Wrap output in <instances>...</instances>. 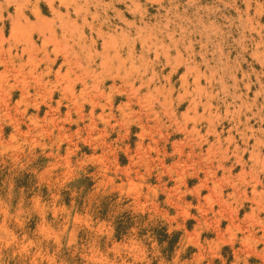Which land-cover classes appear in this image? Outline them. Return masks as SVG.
I'll list each match as a JSON object with an SVG mask.
<instances>
[{"label":"rangeland","instance_id":"1","mask_svg":"<svg viewBox=\"0 0 264 264\" xmlns=\"http://www.w3.org/2000/svg\"><path fill=\"white\" fill-rule=\"evenodd\" d=\"M47 1L0 0V264H264V0Z\"/></svg>","mask_w":264,"mask_h":264},{"label":"crops","instance_id":"2","mask_svg":"<svg viewBox=\"0 0 264 264\" xmlns=\"http://www.w3.org/2000/svg\"><path fill=\"white\" fill-rule=\"evenodd\" d=\"M43 15H41V17H42ZM48 18V17H47ZM54 18V17H53ZM55 19V18H54ZM65 20H67L66 21V23H68V19L65 17ZM73 20V19H72ZM75 20H76V22L77 23H79V20H81L82 21V18L80 17V16H77L76 18H75ZM69 21H71V20H69ZM55 22L57 23V20L55 19ZM55 23V24H56ZM70 25V24H69ZM71 25H73L72 24V22H71ZM54 38V39H53ZM61 38V39H60ZM52 39V40H51ZM56 40V41H55ZM66 40L68 41V42H66ZM53 41L55 42V43H53ZM61 41V42H60ZM75 40H74V38H72V37H68L67 35L66 36H64V38H63V36H58V35H55V36H51L50 37V42L52 43H50V45L48 46V52H49V58H50V68H51V70H52V72H55L56 71V69H59L60 68V72H62V73H65L66 71H68V73L70 74H75V72L77 71L78 72V68L77 67H75V66H70V65H68V64H66L65 62H66V58L64 57L65 56V51H63V49L64 50H66V52H68V51H74L75 50V47L74 46H72L71 47V42H74ZM67 43L69 46H67L66 45V47H65V44L64 43ZM70 42V43H69ZM59 43V44H58ZM54 44H55V47H56V49H55V47H54ZM63 44V45H62ZM52 45V46H51ZM57 45H58V47H57ZM60 45H62L61 47H59ZM63 47V48H62ZM69 48V49H68ZM53 49H54V51H53ZM71 49V50H70ZM53 52V53H52ZM63 52H64V54H63ZM63 54V55H62ZM51 56H53V58L54 59H52V57ZM63 58V59H62ZM52 60V61H51ZM54 60V61H53ZM62 62H61V61ZM60 63V64H59ZM59 64V65H58ZM62 64H65V65H68V66H66V67H68V68H66L65 67V65H62ZM70 67V68H69ZM55 68V69H54ZM54 69V70H53ZM72 70V71H71ZM77 72H76V74L75 75H77ZM125 102H121V103H119L118 105H116V109L119 107V106H121V104H124ZM104 105H106V104H104ZM107 107H109V105H106ZM111 107H113V105H111ZM127 112V113H126ZM101 114V113H100ZM105 114L107 115V117H111V118H114V119H125V118H127L128 116H129V118L132 116V113H131V111L128 109L127 111H125V110H123V111H118L117 112V114L115 115V114H113V116L111 115L112 114V111L111 110H108V111H106L105 110ZM135 115V114H134ZM136 116V115H135ZM116 123H118V122H115V124ZM123 154H126V152H123Z\"/></svg>","mask_w":264,"mask_h":264},{"label":"bare ground","instance_id":"3","mask_svg":"<svg viewBox=\"0 0 264 264\" xmlns=\"http://www.w3.org/2000/svg\"><path fill=\"white\" fill-rule=\"evenodd\" d=\"M48 1H51V0H48ZM48 1H47V2H48ZM68 1H70V0H68ZM21 2H22V1H21ZM24 2H25V0H24ZM24 2H23V3H24ZM26 2H27V0H26ZM72 2H73V0H72ZM89 2H90V1H89ZM93 2H94V1H93ZM97 2H98V1H97ZM87 3H88V2H87ZM99 3H100V2H99ZM7 4H8V3H7ZM24 4H25V3H24ZM31 4H32V3H31ZM60 4H61V3H60ZM67 4H68V3H67ZM90 4H91V3H90ZM94 4H96V3H94ZM94 4H93V5H94ZM15 5H16V4H15ZM46 5H47V4H46ZM49 5H50V4H49ZM49 5H47V6L50 7ZM53 5H54V4H53ZM62 5H63V4H62ZM77 5H78V3H77ZM83 5H85V4H83ZM107 5H108V4H107ZM51 6H52V5H51ZM54 6H55V5H54ZM54 6H52V7H54ZM66 6H67V5H66ZM78 6H81V5H78ZM96 6H97V5H96ZM99 6H100V5H99ZM133 6H134V5H133ZM30 7H31V6H30ZM41 7H42V6H41ZM70 7H71V6H70ZM90 7H91V6H90ZM113 7H114V6H113ZM17 8H18V7H17ZM73 8H75V7L73 6ZM78 8L80 9V7H77V9H72V11H74V12H75V10L78 11ZM106 8H107V7H106ZM14 9H15V8H14ZM49 9H50V8H49ZM52 9H53V8H51L50 10L52 11ZM56 9H57V8H56ZM61 9H62V8H61ZM68 9H69V8H68ZM82 9H83V8H82ZM82 9H81V10H82ZM87 9H88V8H87ZM102 9H103V8H102ZM102 9H101V10H102ZM15 10H16V9H15ZM84 10H85V9H83V11H84ZM94 10H95V9H94ZM99 10H100V9H99ZM99 10H98V11H99ZM51 11H50V12H51ZM56 11H57V10H56ZM66 11H67V10H66ZM66 11L64 10V12H66ZM77 11H76V12H77ZM86 11H87V10H86ZM86 11H85V12H86ZM96 11H97V10H96ZM115 11H118V10H115ZM21 12H22V11H21ZM34 12H35V11H34ZM76 12H75V14H76ZM78 12H79V11H78ZM87 12H88V11H87ZM121 12H122V11H121ZM22 13H23V12H22ZM32 13H33V11H32ZM38 13H39V12H38ZM55 13H56V12H55ZM58 13H60V11H58ZM95 13H97V12H95ZM103 13H104V11H103ZM62 14H64V13H62ZM75 14H74V15H75ZM81 14H82V13H81ZM119 14H120V13H119ZM16 15H17V13H16ZM20 15H21V14H20ZM24 15H25V14H24ZM24 15H23V16H24ZM35 15H36V14H35ZM40 15H41V13H40ZM56 15H57V13H56ZM60 15H61V14H60ZM70 15H71V14H70ZM86 15H87V14H86ZM94 15H95V14H94ZM106 15H107V14H106ZM109 15H110V14H109ZM122 15H123V14H122ZM17 16H18V15H17ZM38 16H39V15H38ZM43 16H44V15H43ZM43 16L41 17L42 19H43ZM26 17H27V16H25V18H26ZM56 17H57V16H56ZM60 17H61V16H60ZM101 17H102V15H101ZM111 17H112V16H111ZM17 18H18V17H17ZM19 18H20V17H19ZM22 18H23V17H22ZM37 18H38V17H37ZM41 18H39L38 21H40ZM54 18H55V17H54ZM63 18H64L63 20H65V16H64ZM66 18H67V17H66ZM82 18H83V16H82ZM90 18H91V17H90ZM104 18H105V17H104ZM83 19H84V18H83ZM85 19H86V18H85ZM47 20H48V19H47ZM59 20H60V19H59ZM63 20H62V22H63ZM86 20H87V19H86ZM100 20H101V19H100ZM21 21H22V20H21ZM28 21H29V20H28ZM54 21H55V20H54ZM66 21H67V20H66ZM74 21H75V20H74ZM82 21H83V20H82ZM89 21H91V20H89ZM89 21H88V22H89ZM109 21H110V20H109ZM15 22H17V21H15ZM15 22H14V23H15ZM40 22H41V21H40ZM40 22H38L37 24H39ZM42 22H43V21H42ZM59 22H60V21H59ZM62 22H61V23H62ZM85 22H86V21H85ZM111 22H112V21H111ZM121 22H122V21H121ZM123 22H124V21H123ZM19 23H20V22H19ZM27 23H28V22H27ZM29 23L33 24L34 21H33V22L29 21ZM45 23H47V25H49V23L46 22V20H45ZM45 23H44V24H45ZM52 23H53V22H52ZM54 23H56V22H54ZM64 23H65V22H64ZM73 23H74V22H73ZM102 23H103V22H102ZM106 23H107V22H106ZM131 23H133V22H131ZM12 24H13V23H12ZM34 24H35V23H34ZM56 24H57V23H56ZM65 24H66V23H65ZM68 24L71 25V22L68 21ZM68 24H67V25H68ZM75 24H77V23L75 22L73 25H75ZM87 24H88V23H87ZM92 24H93V23H92ZM22 25H23V24H22ZM40 25H41V26H40L41 28H43V26H45V25H43V24H40ZM67 25H66V26H67ZM78 25H79V23H78ZM12 26H13V25H12ZM26 26H28V24H27ZM26 26H23V27H26ZM29 26H30V24H29ZM32 26H33V25H32ZM32 26H30V27H32ZM37 26H38V25H37ZM64 26H65V25H64ZM91 26H92V25H91ZM14 27H16V26H14ZM30 27H29V28H30ZM40 27L38 26V27H36V28L39 29ZM47 27H48V26H47ZM62 27H63V24H62ZM71 27H72V26H71ZM80 27H81V26H80ZM87 27H89V26H87ZM107 27H108V26H107ZM34 28H35V27H34ZM36 28H35V29H36ZM63 28H64V27H63ZM66 28H68V26H67ZM74 28H75V27H74ZM74 28H72V29H74ZM95 28H96V27H95ZM99 28H100V27H99ZM102 28H103V27H102ZM126 28H127V27H126ZM129 28H130V27H129ZM26 29H27V27H26ZM37 29H36V31H37ZM54 29H55V28H54ZM59 29H60V27H59ZM59 29H58V31H59ZM72 29H71V31H72ZM81 29H82V28H81ZM81 29H79V31H80ZM89 29H90V27H89ZM104 29H106V28H103V30H104ZM111 29H112V28H111ZM32 30H33V29H32ZM32 30H31V31H32ZM41 30H42V29H41ZM45 30H47V29H43V31H45ZM74 30H75V29H74ZM109 30H110V28H109ZM128 30H129V29H128ZM48 31H49V30H48ZM50 31H51V30H50ZM53 31H54V30H53ZM63 31H64V30H63ZM69 31H70V29H69ZM71 31H70V32H71ZM86 31H87V30H86ZM93 31H94V30H93ZM97 31H98V30H97ZM37 32H38V31H37ZM40 32H42V31H40ZM121 32H122V31H121ZM13 33H14V32H13ZM13 33H12V34H13ZM17 33H18V31H17ZM53 33H54V32H53ZM57 33H58V32H57ZM63 33H64V32H63ZM76 33H78V32H76ZM79 33H80V32H79ZM122 33H123V32H122ZM30 34H31V33H30ZM30 34H29V35H30ZM36 34H37V33H36ZM42 34H43V33H42ZM49 34H51V33L48 32L47 37L49 36ZM66 34H69V33H66ZM95 34H96V33H95ZM138 34H139V33H138ZM14 35H15V34H14ZM79 35H80V34H79ZM84 35H85V34H84ZM109 35H110V34H109ZM121 35H122V34H121ZM124 35H125V34H124ZM40 36H41V35H40ZM50 36H51V35H50ZM62 36H63V35H62ZM77 36H78V35H77ZM119 36H120V35H119ZM29 37H30V36H29ZM68 37H69V36H68ZM89 37H90V36H89ZM89 37H88V38H89ZM105 37H107V36H105ZM116 37H117V36H116ZM126 37H127V36H126ZM130 37H131V36H130ZM145 37H146V36H145ZM152 37H153V36H152ZM11 38H12V37H11ZM15 38H16V36H15ZM63 38H64V37H63ZM53 39H54V38H53ZM60 39H61V38H60ZM102 39H103V38H101V40H102ZM143 39H144V38H143ZM28 40H29V39H27V42H28ZM51 40H52V39H51ZM78 40H79V39H78ZM91 40H92V39H90V41H91ZM114 40H115V39H114ZM132 40L134 41V39H132ZM132 40H131V41H132ZM15 41H16V40H15ZM30 41H31V38H30ZM32 41H33V40H32ZM41 41H42V40H41ZM48 41H50V40H48ZM55 41H56V40H55ZM82 41H83V40H82ZM117 41H118V40H117ZM139 41H140V40H139ZM44 42H46V39H45ZM60 42H61V41H60ZM66 42H68V41L66 40ZM85 42H86V41H85ZM85 42H83V43H85ZM88 42H89V41H88ZM142 42H143V41H142ZM30 43H32V42H30ZM53 43H55V42L53 41ZM63 43H64V42H63ZM69 43H70V42H69ZM71 43H72V42H71ZM77 43H78V42H77ZM83 43H82V44H83ZM109 43H110V42H109ZM117 43H118V42H117ZM117 43H116V44H117ZM128 43H129V42H128ZM144 43H145V42H144ZM46 44H47V43H46ZM51 44H52V43H51ZM58 44H59V43H58ZM64 44H65V43H64ZM102 44H103V43L101 42V46H102ZM107 44H108V43H107ZM62 45H63V44H62ZM62 45H60L59 47H61ZM65 45H68V44H65ZM84 45H87V44H84ZM111 45H112V44H111ZM15 46H16V45H15ZM51 46H52V45H51ZM68 46H69V45H68ZM79 46L81 47V45H79ZM93 46H94V45H93ZM105 46H106V45H105ZM112 46H113V45H112ZM116 46H117V45H116ZM124 46H125V45H124ZM23 47H24V46H23ZM26 47H27V46H26ZM32 47H33V46H32ZM54 47H55V44H54ZM57 47H58V45H57ZM65 47H66V46H65ZM71 47H72V46H71ZM77 47H78V46H77ZM87 47H88V46H87ZM94 47H95V46H94ZM114 47H115V46H114ZM18 48H19V47H18ZM24 48H25V47H24ZM34 48H35V47H34ZM42 48H43V47H42ZM44 48H46V46H44ZM62 48H63V47H62ZM81 48H83V47H81ZM101 48H102V47H101ZM110 48H112V47H110ZM117 48H118V47H117ZM121 48H122V47H121ZM121 48H120V49H121ZM55 49H56V47H55ZM68 49H69V48H68ZM84 49H85V48H84ZM88 49H89V48H88ZM113 49H114V48H113ZM131 49H132V48H131ZM143 49H144V48H143ZM31 50H32V49H31ZM40 50H41V47H40ZM42 50H44V49H42ZM47 50H48V49H47ZM70 50H71V49H70ZM78 50H79V49H78ZM93 50H94V49H93ZM96 50H97V48H96ZM21 51L23 52V49H22ZM32 51H33V50H32ZM53 51H54V49H53ZM79 51H80V50H79ZM115 51H116V50H115ZM147 51H148V50H147ZM34 52H35V51H34ZM75 52H76V51H75ZM81 52H82V51H81ZM109 52H110V51H109ZM117 52H118V51H117ZM120 52H121V51H120ZM9 53H10V52H9ZM43 53H44V52H43ZM45 53H47V52H45ZM83 53H84V51H83ZM85 53H86V51H85ZM87 53H89V52H87ZM17 54H18V53H17ZM25 54H26V53H25ZM63 54H64V52H63ZM63 54H62V55H63ZM74 54H75V53H74ZM123 54H124V53H123ZM139 54H140V53H139ZM27 55H28V54H27ZM30 55H32V54L30 53ZM65 55H66V54H65ZM84 55H85V54H84ZM101 55H103V53H102ZM129 55H130V54H129ZM137 55H138V54H137ZM69 56H70V55H69ZM77 56H78V55H77ZM91 56H92V55H91ZM99 56H100V55H99ZM99 56H98V57H99ZM121 56H122V55H121ZM143 56H144V55H143ZM156 56H157V55H156ZM51 57H52V59H54L53 56H51ZM95 57H96V56H95ZM101 57H102V56H101ZM109 57H110V56H109ZM111 57H112V56H111ZM133 57H134V56H133ZM11 58H12V57H11ZM43 58H44V57H43ZM45 58H46V56H45ZM47 58H49V56H47ZM140 58H141V57H140ZM156 58H157V57H156ZM159 58H160V57H159ZM13 59H14V57H13ZM41 59H42V58H41ZM62 59H63V58H62ZM66 59H68V56L66 57ZM71 59H72V58H71ZM77 59H78V58H77ZM143 59H144V58H143ZM145 59H146V58H145ZM39 60H40V59H39ZM43 60H44V59H43ZM73 60H74V59H73ZM102 60H103V59H102ZM108 60H109V59H108ZM110 60H111V59H110ZM132 60H133V59H132ZM45 61H46V60H45ZM51 61H52V60H51ZM53 61H54V60H53ZM60 61H61V60H60ZM74 61H76V59H75ZM78 61H79V60H78ZM84 61H85V60H84ZM88 61H89V60H88ZM143 61H144V60H143ZM150 61H151V60H150ZM38 62H39V61H38ZM47 62H48V61H47ZM61 62H62V61H61ZM129 62H130V59H129ZM129 62H128V63H129ZM139 62H140V60H139ZM155 62H157V61H155ZM159 62H160V61H159ZM50 63H51V62H50ZM73 63H74V62H73ZM73 63H72V64H73ZM112 63H113V62H112ZM112 63H111V64H112ZM124 63H125V62H124ZM135 63H137V62H135ZM135 63H134V64H135ZM144 63H146V61H145ZM150 63H151V62H150ZM45 64H46V63H45ZM59 64H60V63H59ZM59 64H58V65H59ZM68 64H69V63H68ZM85 64H86V63H85ZM101 64H103V63L101 62ZM101 64H100V66H101ZM114 64H116V63H114ZM146 64H147V63H146ZM146 64H145V65H146ZM64 65H65V64H64ZM73 65H74V64H73ZM79 65H80V63H79ZM79 65H78V66H79ZM97 65H99V63H98ZM47 66H48V65H47ZM66 66H67V65H65V67H66ZM82 66H83V65H82ZM143 66H144V65H142V67H143ZM185 66H186V65H185ZM49 67H50V66H49ZM49 67H48V68H49ZM75 67H77V66H75ZM88 67H89V66H88ZM102 67H103V66H102ZM108 67H109V66H108ZM126 67H127V66H126ZM130 67H131V66H130ZM35 68H36V67H35ZM66 68H68V67H66ZM69 68H70V67H69ZM80 68H81V67H80ZM103 68H104V67H103ZM194 68H195V67H194ZM31 69H32V68H31ZM33 69H34V67H33ZM46 69H47V68H46ZM49 69H50V68H49ZM54 69H55V68H54ZM54 69H53V70H54ZM89 69H90V68H89ZM97 69H98V68H97ZM115 69H116V68H115ZM36 70H37V69H36ZM42 70H43V69H42ZM56 70H59V69H56ZM84 70H85V69H84ZM86 70H87V69H86ZM92 70H93V69H92ZM116 70H118V69H116ZM122 70H123V69H122ZM68 71H69V70H68ZM71 71H72V70H71ZM79 71H80V70H79ZM97 71H98V70H97ZM114 71H115V70H114ZM123 71H124V70H123ZM58 72H59V71H58ZM76 72H77V71H76ZM76 72H75V74H76ZM83 72H84V71H83ZM88 72L91 73L90 70H89ZM104 72H106V70H104ZM117 72H118V71H117ZM36 73H37V72H36ZM41 73H42V72H41ZM43 73H44V72H43ZM52 73H53V72H52ZM90 73H89V75H90ZM111 73H113V72H111ZM114 73H115V72H114ZM124 73H125V72H124ZM48 74H49V72H48ZM75 74H74V77H76ZM77 74H78V73H77ZM79 74H80V73H79ZM105 74H106V73H105ZM116 74H117V73H116ZM39 75H40V74H39ZM67 75H68V74H67ZM67 75H66V77H67ZM91 75H92V74H91ZM93 75H94V73H93ZM95 75H96V74H95ZM124 75H125V74H124ZM129 75H130V74H129ZM36 76H37V75H36ZM42 76H43V75H42ZM46 76H47V75H46ZM59 76H60V75H59ZM61 76H63V75L61 74ZM100 76H101V75H99V77H100ZM106 76H107V75H106ZM118 76H119V75H118ZM118 76H117V77H118ZM121 76H122V75H121ZM131 76H132V75H131ZM137 76H138V75H137ZM140 76H141V75H140ZM64 77H65V76H64ZM85 77H87V75H86ZM146 77H147V76H146ZM152 77H153V76H152ZM79 78H80V77H79ZM89 78H90V77H89ZM128 78H129V77H128ZM136 78H137V77H136ZM139 78H140V77H139ZM39 79H40V78H39ZM46 79H47V78H46ZM111 79H112V78H111ZM137 79H138V78H137ZM143 79H144V78H143ZM43 80H44V79H43ZM74 80H76V79L74 78ZM74 80H73V81H74ZM77 80H79V79H77ZM82 80H84V79L81 78V81H82ZM95 80H96V79H95ZM125 80H126V79H125ZM132 80H133V79H132ZM132 80H131V81H132ZM140 80H141V79H140ZM41 81H42V80H41ZM123 81H124V80H122V83H123ZM42 82H43V81H42ZM48 82H49V81H48ZM65 82H67V81H65ZM74 82H75V81H74ZM114 82H115V81H114ZM132 82H133V81H132ZM69 83H70V82H69ZM78 83H79V82H78ZM90 83H92V82H90ZM93 83H95V82H93ZM93 83H92V84H93ZM116 84H117V83H116ZM128 84H129V83H128ZM130 84H131V83H130ZM138 84H139V82H138ZM93 85H94V84H93ZM96 85H97V84H96ZM100 85H101V84H100ZM104 85H105V84H104ZM126 85H127V84H126ZM144 85H145V84H144ZM83 86H85V85H83ZM94 86H95V85H94ZM97 86H98V85H97ZM97 86H96V87H97ZM139 86H140V85H139ZM88 87H89V86H88ZM90 87H92V85H91ZM93 88H94V87H93ZM164 101H165V100H164ZM122 106H123V105H122ZM194 107H195V106H194ZM126 113H127V112H126ZM174 118H175V116H174ZM183 119H185V118H183ZM172 120H173V119H172ZM175 120H176V119H175ZM174 123H175V122H174ZM211 124H212V123H211ZM212 126H213V125H212ZM212 126H211V127H212ZM196 136H197V135H196ZM245 136H246V135H245ZM243 137H244V136H243ZM243 137H240V138H243ZM246 137H247V136H246ZM245 139H246V138H245ZM228 140H229V139H228ZM244 141H245V140H244ZM245 144H246V143H245ZM254 147H255V146H254ZM250 151H251V150H250ZM259 151H260V150H259ZM252 152H253V151H252ZM256 153H257V152H256Z\"/></svg>","mask_w":264,"mask_h":264},{"label":"trees","instance_id":"4","mask_svg":"<svg viewBox=\"0 0 264 264\" xmlns=\"http://www.w3.org/2000/svg\"><path fill=\"white\" fill-rule=\"evenodd\" d=\"M177 237H176V235L174 236V239H176Z\"/></svg>","mask_w":264,"mask_h":264}]
</instances>
